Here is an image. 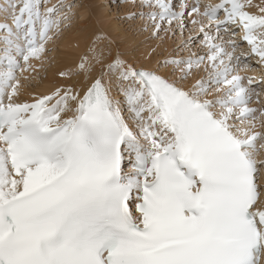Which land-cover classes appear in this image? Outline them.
<instances>
[{"label":"snow or ice","instance_id":"snow-or-ice-1","mask_svg":"<svg viewBox=\"0 0 264 264\" xmlns=\"http://www.w3.org/2000/svg\"><path fill=\"white\" fill-rule=\"evenodd\" d=\"M75 7L0 0V264H264V0H111L48 79Z\"/></svg>","mask_w":264,"mask_h":264},{"label":"rangeland","instance_id":"rangeland-1","mask_svg":"<svg viewBox=\"0 0 264 264\" xmlns=\"http://www.w3.org/2000/svg\"><path fill=\"white\" fill-rule=\"evenodd\" d=\"M52 2H55V0H52ZM73 2L76 5V7L74 9L75 18H74V22H73V27L71 29L76 28L77 26L85 25L87 23H89L87 25L91 26L92 28H106V25L108 26L109 20H110L109 17H111V13L109 12L107 5L110 4L111 0H96V1L95 0H73ZM92 6L94 8H92ZM98 8L100 10H98ZM92 11L94 13H92ZM100 13H101V15H99ZM87 16H88V18H87ZM102 16L103 17L105 16L104 19H106L108 17L107 19H109V20L106 19L107 20L106 21V20L102 19L101 18ZM93 18H94V20H93ZM100 19H102V20H100ZM98 20H99V23H97ZM79 36H80V33H76V37H77L78 40H77V43L75 42L72 46H68V45L62 44L61 39H60L58 41V44H57V49L55 51L49 53V56H51L52 59H53V64L48 69L47 73L45 74V72H44L43 69H39V70L37 69V71L40 72L41 75H46V77L49 79V78H51L53 76L51 74H54V68L56 66L55 65V61H57V60H64V62L70 63L71 61H73L74 59H76V56H78L83 51V40L81 38L79 39ZM78 45H79L80 48H78ZM75 49H77V50H75ZM78 50H80V52ZM77 51L79 53H76ZM75 53H76V55H75ZM62 54H64V55L61 56ZM69 54H72V56L69 55ZM145 54H147V52H145ZM64 56H65V58H64ZM65 60H67V61H65ZM34 74L36 75L35 72H34ZM48 79H46L47 81L45 80L47 83H48ZM45 81H44V83L47 84Z\"/></svg>","mask_w":264,"mask_h":264},{"label":"bare ground","instance_id":"bare-ground-1","mask_svg":"<svg viewBox=\"0 0 264 264\" xmlns=\"http://www.w3.org/2000/svg\"><path fill=\"white\" fill-rule=\"evenodd\" d=\"M96 1V0H95ZM86 5V4H85ZM84 7V6H83ZM91 7V6H90ZM81 8V7H80ZM79 8V9H80ZM92 8H94L93 6H92ZM78 10V9H77ZM95 10V9H94ZM98 10H100L99 8H98ZM92 13H94L93 11H92ZM108 13V12H107ZM92 15V14H91ZM99 15H101V13L99 14ZM103 15V14H102ZM105 15V14H104ZM109 15V14H108ZM98 16V15H97ZM107 16V15H106ZM105 17V16H104ZM104 17L102 16L101 18L102 19H104ZM80 18V17H79ZM87 18H88V16H87ZM92 18V17H91ZM108 18V17H107ZM106 18V19H107ZM102 19H100V20H102ZM106 19H104V20H106ZM109 19H110V17H109ZM109 19H107V20H109ZM93 20H94V18H93ZM106 20V21H107ZM99 21V20H98ZM93 22V21H92ZM101 22V21H100ZM77 23V22H76ZM80 24V23H79ZM87 24H89V23H87ZM87 24H85V25H82V26H84V27H86V28H89V29H92V27L91 26H89V25H87ZM95 24V23H94ZM102 24V23H101ZM99 25V24H98ZM96 27V26H95ZM105 30H107L108 29V26L106 25V28H104ZM76 33H80L79 31H77V27L76 28H73V29H68L65 33H64V35L60 38L61 39V42H62V44H65V45H68V46H72L75 42L77 43V37H76ZM82 39L83 40V38H82V35H81V33H80V36H79V39ZM81 40V41H82ZM60 42V43H61ZM79 44V43H78ZM82 44V43H81ZM77 45V44H76ZM78 48H80L79 46H78ZM77 48V49H78ZM74 49V48H73ZM77 49H75V50H77ZM79 52H80V50H78ZM76 52V53H79V52ZM68 52V51H67ZM70 52V51H69ZM76 53H75V55H76ZM64 54H62L61 56H63ZM69 55H71L72 56V54H69ZM145 55V57H147V54H144ZM67 56V55H66ZM60 57V56H59ZM77 57V56H76ZM63 58V57H62ZM64 58H65V56H64ZM63 58V59H64ZM64 61V60H63ZM65 61H67V60H65ZM39 70V69H38ZM42 71V70H41ZM258 71V70H257ZM43 72V71H42ZM40 73V72H39ZM51 74V73H50ZM32 75H35L34 73L32 74ZM51 75H53V74H51ZM50 79V78H49ZM47 81V80H46ZM45 81V82H46ZM47 83V82H46Z\"/></svg>","mask_w":264,"mask_h":264}]
</instances>
